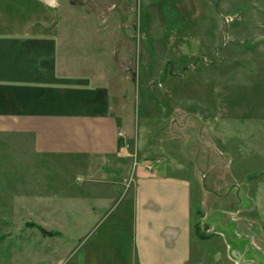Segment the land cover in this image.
I'll return each mask as SVG.
<instances>
[{
  "label": "rangeland",
  "instance_id": "rangeland-1",
  "mask_svg": "<svg viewBox=\"0 0 264 264\" xmlns=\"http://www.w3.org/2000/svg\"><path fill=\"white\" fill-rule=\"evenodd\" d=\"M53 1L61 11L50 18L74 25L70 37L87 42L74 50L117 91L128 179L145 160L194 181L189 264H264V69L238 64L260 50L238 38V12L254 0ZM15 147L0 136V264H75L83 249L109 243L115 215L94 213L93 197L55 215L54 182L79 183L76 175L56 177L54 158Z\"/></svg>",
  "mask_w": 264,
  "mask_h": 264
},
{
  "label": "crops",
  "instance_id": "crops-1",
  "mask_svg": "<svg viewBox=\"0 0 264 264\" xmlns=\"http://www.w3.org/2000/svg\"><path fill=\"white\" fill-rule=\"evenodd\" d=\"M260 2L262 7L257 0L254 7L242 3L238 12V38L260 46L238 58L243 68L264 69ZM60 11L53 0H0V136L13 138L24 157L54 158L56 177L76 175L79 183L54 182L61 208L55 215L88 207L89 197L94 213L102 208L104 218L115 215L111 241L81 249L75 264H189L194 181L178 175L180 170H149L145 160L128 179L129 163L122 155L129 128L118 114L117 91L92 74L86 51H75L87 42L70 37L74 25L50 18ZM197 115L207 123L206 115ZM124 118L129 121V113ZM117 181L124 192L115 201ZM104 187L105 197L100 195ZM50 231L65 234L63 228Z\"/></svg>",
  "mask_w": 264,
  "mask_h": 264
},
{
  "label": "trees",
  "instance_id": "trees-1",
  "mask_svg": "<svg viewBox=\"0 0 264 264\" xmlns=\"http://www.w3.org/2000/svg\"><path fill=\"white\" fill-rule=\"evenodd\" d=\"M44 231H45V233H48V234H53V232L46 231V230H44ZM54 234H55V232H54Z\"/></svg>",
  "mask_w": 264,
  "mask_h": 264
},
{
  "label": "built area",
  "instance_id": "built-area-1",
  "mask_svg": "<svg viewBox=\"0 0 264 264\" xmlns=\"http://www.w3.org/2000/svg\"><path fill=\"white\" fill-rule=\"evenodd\" d=\"M149 168H151V167H149Z\"/></svg>",
  "mask_w": 264,
  "mask_h": 264
}]
</instances>
